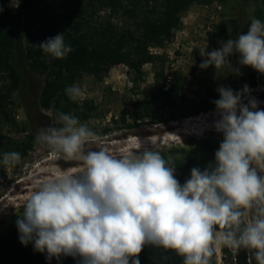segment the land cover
<instances>
[{
	"label": "clouds",
	"instance_id": "clouds-1",
	"mask_svg": "<svg viewBox=\"0 0 264 264\" xmlns=\"http://www.w3.org/2000/svg\"><path fill=\"white\" fill-rule=\"evenodd\" d=\"M19 6L20 0H10V7ZM39 47L56 59L73 51L63 34ZM205 49H200L206 57L202 69L232 70L228 57L238 53L241 65L264 75V23L259 19H252L246 34L211 52ZM248 91L247 85L236 93L218 88L215 129L224 139L215 167L193 168L183 185L159 154L85 152L95 133L77 117L57 113L60 126L42 127L36 142L58 156L82 161V168L36 183L17 220L21 243L34 241L35 249L49 258L79 256L82 264H129L145 244L174 250L184 264H209L222 246L251 250L257 264H264V110H257L255 100L242 103ZM65 92L72 101L85 95L77 85ZM20 160L13 151L4 153L2 162L15 166Z\"/></svg>",
	"mask_w": 264,
	"mask_h": 264
},
{
	"label": "trees",
	"instance_id": "trees-1",
	"mask_svg": "<svg viewBox=\"0 0 264 264\" xmlns=\"http://www.w3.org/2000/svg\"><path fill=\"white\" fill-rule=\"evenodd\" d=\"M212 0H20L18 8L10 7V0H0V183L5 180V168L20 169L35 147V136L27 123H18L16 110L19 96L27 83V73L41 79L38 107L49 113L52 126L56 114L75 116L83 124L92 118H100L106 111L92 100L82 103L72 101L65 89L75 85L84 76L95 84L103 82L110 69L123 64L133 73L132 82L137 90L143 81L145 65H159L153 74V90L149 99L132 103L137 114L148 118V124H165L193 117L209 110H216L214 101L220 99L218 88L208 86L194 91L193 97L183 92L186 79L176 73L170 87L163 88L165 60L161 55L149 52L150 46L164 47L182 26L181 16L195 4H208ZM223 3V0H220ZM260 10L256 16L260 17ZM222 23L209 36L214 41L225 33ZM57 34H63L65 45L73 51L63 59L45 54L39 45ZM22 45V52L18 54ZM24 68H22L21 63ZM247 79L248 89L255 86L257 71L251 67ZM244 78L228 80L221 87L234 93L244 89ZM220 88V87H219ZM108 93L111 91L106 90ZM159 106L163 113L153 119ZM121 124V125H120ZM125 126V127H124ZM9 129V134L3 128ZM139 128L125 124L124 117L113 130ZM12 134H21V140ZM18 152L21 160L15 166H5L3 155ZM223 264H234L227 246L222 248ZM251 264H257L254 252L249 250Z\"/></svg>",
	"mask_w": 264,
	"mask_h": 264
},
{
	"label": "rangeland",
	"instance_id": "rangeland-1",
	"mask_svg": "<svg viewBox=\"0 0 264 264\" xmlns=\"http://www.w3.org/2000/svg\"><path fill=\"white\" fill-rule=\"evenodd\" d=\"M213 2L221 5V10L216 12L218 14V22L214 24L212 32L224 23L226 30L222 39L214 41L210 38L209 34L205 38V27L209 22L207 17L208 13L203 9L204 4L198 3L193 5L181 16V28L174 32L173 37L163 47L161 53L165 62L170 61L173 64L174 69H176L175 73H181V67L188 70L189 66H200L206 59L205 56H201L200 49L206 48V52H211L212 50L219 49L222 42L230 38L236 39L240 34H246L253 18L259 19L264 23V0H223V3L220 0H212L209 4ZM258 10L261 12L259 18L256 16ZM22 50L21 45L18 54ZM171 57H173L172 60L169 59ZM239 59L240 56L238 53H234L228 57L232 70L224 67L217 72L214 66H209L204 69L200 67L201 71L199 76H194L191 87L186 90L188 96L193 97L194 91L204 90L208 86L219 88L228 80L239 81L241 76L244 78L243 84L246 85L249 68L248 66L241 65ZM21 66L24 68L22 63ZM159 69V65H145L142 68L144 73L143 81L139 84L137 90L132 82L133 73L123 64L113 66L100 84H95L91 77L84 76L75 85L81 88L84 87L86 89L84 101H94L100 106L101 111L112 110L121 112L123 108L132 105L133 102L149 99V94L153 90V74ZM237 69L238 73L236 71ZM257 74H259L260 78L264 77V75L258 72ZM26 77L27 83L21 91V96H19L20 106L16 110L15 119L18 123L28 124L29 129L35 136V147L28 154L24 165L20 169L13 170L9 167L5 168L6 178L0 183V219L8 210L23 204L35 189L38 181L72 171H74L72 174H77L82 168V161L68 159L63 155H55L53 160H45V153L49 149L38 144L36 142V136L42 127H52V123L49 113L40 110L38 107V95L42 85L41 79L31 73H27ZM108 89L111 93L106 91ZM77 101L78 103L83 102L81 100ZM135 112L137 113L136 110ZM162 113L163 110L157 106L152 118L155 119L162 115ZM101 117L92 118L88 122L83 123L95 133V137L85 144V152L106 149L112 154L117 155L125 145L124 140L130 136H139L141 139H145L172 131H177V133L181 134L187 127L198 126L199 130L202 131L204 127L202 121L184 122L180 120L165 124L146 125L127 131L120 129L106 136L102 133V127L96 122ZM219 119L220 116L212 122L214 124L211 127H215V122ZM210 120L213 119L211 118ZM3 132L9 134V129L4 127ZM12 136L18 140L23 138L21 134H12ZM181 139L186 141L189 138L182 135ZM223 247H220V253H222L220 255L221 257H219L220 264L224 263Z\"/></svg>",
	"mask_w": 264,
	"mask_h": 264
},
{
	"label": "water",
	"instance_id": "water-1",
	"mask_svg": "<svg viewBox=\"0 0 264 264\" xmlns=\"http://www.w3.org/2000/svg\"><path fill=\"white\" fill-rule=\"evenodd\" d=\"M251 100L256 101L257 110H264V90L243 93L241 96V101L245 105ZM223 139L222 133L209 131L199 138L169 143L149 151L159 154L174 169L175 178L183 185L190 178L193 168L204 171L215 167V153ZM24 212L23 203L9 210L0 219V264H82L79 256L61 255L49 258L46 251L40 252L35 249L34 241L21 243L17 220L23 218ZM229 249L234 264H251L249 250ZM132 259H138L139 264H184V258L174 250L153 244H145L139 255L130 259L129 264H132ZM209 264H220L216 250L209 258Z\"/></svg>",
	"mask_w": 264,
	"mask_h": 264
},
{
	"label": "built area",
	"instance_id": "built-area-1",
	"mask_svg": "<svg viewBox=\"0 0 264 264\" xmlns=\"http://www.w3.org/2000/svg\"><path fill=\"white\" fill-rule=\"evenodd\" d=\"M204 11L208 13L207 17L209 19L208 24L205 27V33L204 36L207 38V34L212 32L214 24L218 22V12L221 10V5H219L217 2H213L212 4H204L203 5ZM149 52L154 55H161L163 51V47H155V46H150ZM175 58V57H174ZM170 60L173 59V57L169 58ZM176 69H174L173 64L170 63V61L165 62L164 66V82H163V89L167 90L175 75H176ZM181 74L185 77L186 79V85L183 89V92L186 93V90L191 87V84L193 82L194 76L198 77L199 73L201 71L200 66L198 67H191L189 66L188 70H185L184 67H181L180 69ZM85 95H86V89L82 87ZM264 90V77L260 78L259 74L256 76V83L255 86L250 88L248 92L251 93H257L260 91ZM187 94V93H186ZM84 98L81 101H84ZM188 95V94H187ZM219 115V113L216 110H209L205 113H200L198 115H195L190 118L183 119L184 122H190V121H196L204 124L203 129L204 132L211 131L213 130L211 126H213L214 123H212ZM124 117L125 124H131V125H136L138 127L146 126V125H155V124H148L149 119L148 118H142L140 117L136 112L135 109L132 105L126 106L125 108L122 109L121 112H116V111H106L104 115L101 117V119L97 120L96 122L102 127V129L105 128H112L116 126V123H121V118ZM213 120H210V119ZM121 125V124H120ZM157 125V124H156ZM125 127V126H124ZM123 131H127V128H120ZM118 129V130H120ZM117 130L110 131L106 133L105 135L108 136L110 133H115ZM199 128L198 126L195 127H187L185 131L181 134L177 133V131H172V132H165L163 134H158L152 137H148L145 139H141L139 136H130L127 139H125V145L122 147L121 151L117 153L116 156H119L122 153L132 151L136 155H142L145 151H149L155 148L162 147L163 145L169 144V143H174V142H183L181 139L182 135H185L187 138H199L201 136L198 135ZM57 155L53 153L51 150L47 151L45 153V160H53L54 156Z\"/></svg>",
	"mask_w": 264,
	"mask_h": 264
},
{
	"label": "bare ground",
	"instance_id": "bare-ground-1",
	"mask_svg": "<svg viewBox=\"0 0 264 264\" xmlns=\"http://www.w3.org/2000/svg\"><path fill=\"white\" fill-rule=\"evenodd\" d=\"M186 126H187V125H186ZM183 128H184V127H183ZM211 128H212L214 131H216L215 127H211ZM176 130H177V129H176ZM204 130H205V129H203V128H202V131L199 130L198 135H199V136L204 135V133H206V132H204ZM213 130H212V131H213ZM207 132H208V130H207ZM216 132H217V131H216ZM70 173L72 174V173H74V171H72V172H70ZM11 200H12V199H11ZM16 202H17V201H16ZM9 203H11V202H9ZM14 203H15V202H14ZM11 204H13V203H11ZM11 204H10V205H11ZM16 204H17V203H16ZM8 211H9V210H8ZM215 250H216V253H217V255H218V258L221 257L220 255H221L222 253H220V248L215 249ZM230 252H231V251H230ZM219 259H220V258H219Z\"/></svg>",
	"mask_w": 264,
	"mask_h": 264
},
{
	"label": "flooded vegetation",
	"instance_id": "flooded-vegetation-1",
	"mask_svg": "<svg viewBox=\"0 0 264 264\" xmlns=\"http://www.w3.org/2000/svg\"><path fill=\"white\" fill-rule=\"evenodd\" d=\"M212 131V130H211ZM214 131V130H213ZM209 132V131H208ZM262 174H264V173H262Z\"/></svg>",
	"mask_w": 264,
	"mask_h": 264
}]
</instances>
